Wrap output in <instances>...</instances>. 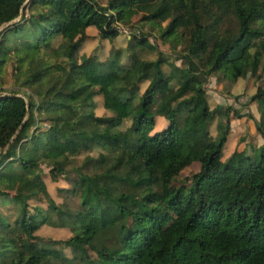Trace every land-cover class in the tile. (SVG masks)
<instances>
[{
	"label": "trees",
	"instance_id": "obj_1",
	"mask_svg": "<svg viewBox=\"0 0 264 264\" xmlns=\"http://www.w3.org/2000/svg\"><path fill=\"white\" fill-rule=\"evenodd\" d=\"M27 1L0 0V77L15 61L19 85L0 88V264H264V144L223 163L230 127L211 136L219 109L210 108L206 88L216 74L223 85L244 70L264 79V2L233 12L231 0ZM145 3L155 6L140 21L150 32L133 38L126 64L121 53L106 62L79 57L88 28L113 42ZM206 5L222 13L209 26L196 14ZM26 10L30 16L15 22ZM156 30L174 52L184 48L177 79L165 73L163 52L153 62L135 51L155 50ZM98 97L111 117L96 115ZM250 103L264 139V87ZM157 117L170 126L153 135ZM125 120L131 125L123 131ZM195 163L192 186L173 188ZM43 166L69 188L62 205L33 212L32 201L48 199ZM44 226L72 236L43 244Z\"/></svg>",
	"mask_w": 264,
	"mask_h": 264
},
{
	"label": "rangeland",
	"instance_id": "obj_2",
	"mask_svg": "<svg viewBox=\"0 0 264 264\" xmlns=\"http://www.w3.org/2000/svg\"><path fill=\"white\" fill-rule=\"evenodd\" d=\"M264 0H231L232 11L235 12L237 8H252L257 4L263 3ZM155 6L151 3L142 4L139 8V15L133 19L131 26L135 28L131 29L129 25H122L120 27L121 35L113 42L109 40H103L99 37V32L96 27H90L87 29L88 38L83 43L82 48L79 52V57H95L100 62H106L111 56L117 53H121L123 56L121 59L123 64L128 62L127 56H129L128 49L130 48L131 41L135 36L142 37V35L149 34L150 30L148 26L144 25L140 21L147 15L154 12ZM196 14L203 22L204 25L209 26L213 24L216 19L221 16V11L214 6L206 5L204 7H197ZM29 15V13H28ZM30 16V15H29ZM16 22V21H15ZM167 23L163 24L166 26ZM238 21H233V26H237ZM146 26V27H145ZM150 41L151 44L156 48L150 50L148 48H137L135 51L142 61H157L159 53L167 57L168 62L164 66V71L167 75H173L175 79L178 78L179 73L175 71V67L184 68L186 63L183 60H179L177 56L184 52V48H180L174 52L169 43H166L161 39L158 31L151 32ZM61 40H57L54 43V47L57 48ZM66 66L70 67L71 64L68 61H61ZM17 63L12 61L9 63L5 72L0 77V88L4 91L3 93H9L12 91H18L19 85L17 81ZM155 77V71L152 70L150 73V80L139 85V95H143L148 88L150 82ZM221 75H214L206 85L208 92V101L211 109H219V114L215 121L210 126V134L213 138L219 137L229 126L230 135L228 137L227 144L224 149V155L222 158L223 163L229 162L233 157L239 155L242 152H246L247 156L252 157L254 151L264 144V139L259 134L255 121H260L261 114L259 112L258 105L256 103L251 104V98L257 93L259 87H264V79L258 81L250 71L244 70L242 76L234 85H229L226 82L224 85L221 83ZM116 77H110V82L114 81ZM176 85V80L174 81ZM128 96V94H126ZM96 102V115L98 117H111L112 114L105 110L104 100L102 97H98ZM232 108L234 111L242 112L245 116L242 119H236L234 113L228 117L227 109ZM118 110L126 116L128 110L125 106H118ZM252 117V118H250ZM131 125V121L125 120L121 130L125 131ZM170 126V122L164 117H157L156 126L153 130V135L162 133L167 130ZM123 154L128 156L126 149L121 150ZM1 153V150H0ZM97 156V154H93ZM86 155L80 156L76 161V167H79ZM201 165L199 163L193 164L189 167L180 177L176 178L172 187L179 189L186 186L190 188L191 178L197 172H199ZM50 168L47 166L42 167V178L47 185V197L44 202L32 201L30 203L31 209L34 212L35 207H41L44 210L49 208L51 202L62 205L65 201L63 190L69 188L65 178H60L58 181H53L50 173ZM102 200V199H101ZM38 238L41 243L48 244L53 242H65L71 238V231L64 228H53L50 226H44L38 233ZM90 256L94 261H99L100 256L92 249H88ZM68 256H71V252L66 250Z\"/></svg>",
	"mask_w": 264,
	"mask_h": 264
},
{
	"label": "built area",
	"instance_id": "obj_3",
	"mask_svg": "<svg viewBox=\"0 0 264 264\" xmlns=\"http://www.w3.org/2000/svg\"><path fill=\"white\" fill-rule=\"evenodd\" d=\"M29 1H30V0H28L27 3H28ZM28 13H29V11L26 10V11L23 13V16L19 17V18L16 20V22H20V21L22 20L23 17L28 18V17H29Z\"/></svg>",
	"mask_w": 264,
	"mask_h": 264
}]
</instances>
